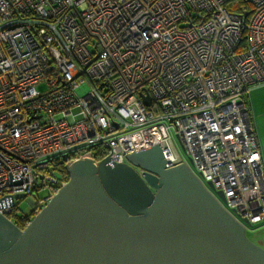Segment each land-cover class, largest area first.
Returning a JSON list of instances; mask_svg holds the SVG:
<instances>
[{"label":"built area","instance_id":"2783aa9c","mask_svg":"<svg viewBox=\"0 0 264 264\" xmlns=\"http://www.w3.org/2000/svg\"><path fill=\"white\" fill-rule=\"evenodd\" d=\"M262 87L264 0H0V214L18 195L43 209L63 165H98L94 148L123 164L158 145L167 169L188 163L247 229L261 224L244 96Z\"/></svg>","mask_w":264,"mask_h":264},{"label":"water","instance_id":"95a60500","mask_svg":"<svg viewBox=\"0 0 264 264\" xmlns=\"http://www.w3.org/2000/svg\"><path fill=\"white\" fill-rule=\"evenodd\" d=\"M126 160L72 163L24 230L0 214V264H264L249 221L188 163L167 169L158 145Z\"/></svg>","mask_w":264,"mask_h":264},{"label":"rangeland","instance_id":"374dc122","mask_svg":"<svg viewBox=\"0 0 264 264\" xmlns=\"http://www.w3.org/2000/svg\"><path fill=\"white\" fill-rule=\"evenodd\" d=\"M88 87H85L79 91V94L82 96L88 91ZM247 99L249 100V94L246 95ZM174 144H175V150L176 152L182 156L183 150L180 146V143L178 139L174 137ZM48 194V191H42L40 192L41 196H44ZM32 211V207L30 203L26 199H21L17 201V206L14 210L15 216H22V215H28ZM247 237L259 245L260 247L264 248V222L258 225H253L251 228L247 230Z\"/></svg>","mask_w":264,"mask_h":264},{"label":"crops","instance_id":"0c3cea01","mask_svg":"<svg viewBox=\"0 0 264 264\" xmlns=\"http://www.w3.org/2000/svg\"><path fill=\"white\" fill-rule=\"evenodd\" d=\"M244 97L250 109L260 151L264 160V87L253 90L249 94V100L246 95Z\"/></svg>","mask_w":264,"mask_h":264},{"label":"trees","instance_id":"16d2710c","mask_svg":"<svg viewBox=\"0 0 264 264\" xmlns=\"http://www.w3.org/2000/svg\"><path fill=\"white\" fill-rule=\"evenodd\" d=\"M92 151H94L95 154V158L96 160L101 161L104 157H105V153L104 151H101L99 149H92ZM57 165H60V163H57ZM62 168L63 170V174L64 176L68 177V171L66 169V167L63 165ZM69 178V177H68ZM39 213L38 210L31 212L29 215H22V216H15L13 213V216H9L10 219L13 220V222L21 229L24 230L27 225L29 224V222L31 221V219L37 215Z\"/></svg>","mask_w":264,"mask_h":264},{"label":"flooded vegetation","instance_id":"af4514ba","mask_svg":"<svg viewBox=\"0 0 264 264\" xmlns=\"http://www.w3.org/2000/svg\"><path fill=\"white\" fill-rule=\"evenodd\" d=\"M29 215V214H28Z\"/></svg>","mask_w":264,"mask_h":264}]
</instances>
